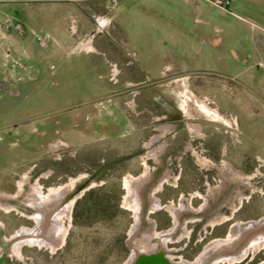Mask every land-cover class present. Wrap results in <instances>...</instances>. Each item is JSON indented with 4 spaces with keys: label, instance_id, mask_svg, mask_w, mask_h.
<instances>
[{
    "label": "rangeland",
    "instance_id": "obj_1",
    "mask_svg": "<svg viewBox=\"0 0 264 264\" xmlns=\"http://www.w3.org/2000/svg\"><path fill=\"white\" fill-rule=\"evenodd\" d=\"M188 24L194 28V17ZM2 31L1 264H124L132 253L135 200L128 203L127 195L133 193L141 201L136 235H168L149 252H170L173 262L195 260L211 242L226 238L234 223L264 218L263 41L254 44L260 59L249 78L172 71L130 79L120 65L93 63L9 74L20 66L6 63L10 45L3 43ZM80 55L73 51L70 57ZM185 83L195 101L185 94ZM100 170L108 185L122 189L120 211L109 220L97 217L91 226L74 224L77 198L106 182ZM65 185L69 191L61 203L73 204L64 241L55 249L25 244L19 260L18 231L38 225L29 200L34 188L47 192ZM242 231L234 247L214 250L202 264H264V245L231 262L222 258L238 254L251 236L264 232V223ZM68 240L69 247L61 249Z\"/></svg>",
    "mask_w": 264,
    "mask_h": 264
},
{
    "label": "crops",
    "instance_id": "obj_2",
    "mask_svg": "<svg viewBox=\"0 0 264 264\" xmlns=\"http://www.w3.org/2000/svg\"><path fill=\"white\" fill-rule=\"evenodd\" d=\"M0 20L3 43L22 63L9 74L93 63L120 65L130 79L172 71L249 78L260 59L254 44L264 42V0H231L229 9L208 0H0Z\"/></svg>",
    "mask_w": 264,
    "mask_h": 264
},
{
    "label": "bare ground",
    "instance_id": "obj_3",
    "mask_svg": "<svg viewBox=\"0 0 264 264\" xmlns=\"http://www.w3.org/2000/svg\"><path fill=\"white\" fill-rule=\"evenodd\" d=\"M184 88L185 94L189 96V99L194 100L186 83L184 84ZM68 188V185L56 186L51 187L47 192H44L39 186H36L34 188V195L32 194L33 196H30L29 200L30 202H32L36 209V212L34 213L33 217L34 219H37L38 225L36 227L23 226L18 231L17 237H15L14 241V252L17 253V257L19 260L22 258L21 248L25 244L38 245L49 248L51 247L55 249L64 241L67 230L64 224V220L70 216L73 204V200L69 201L66 204L61 203ZM133 194L127 195L128 203L131 202V200H135L134 202H132V206L135 212V220L130 231L131 237L129 239V243L132 248V253L124 264H129L131 261H133V258L137 254H139V252H149L157 248V246H160V244L165 243L167 239L169 240L170 238L168 235L167 237H164L165 233H159L155 231L146 232L145 234L143 233L142 236L136 235V231L138 230L140 224L138 207L141 201L139 202V200L137 199L138 196L136 195L137 197L135 198ZM154 199L156 198L154 197ZM0 206H2L1 199ZM239 222L233 224V226L231 227L232 231L230 230V233L226 238L217 239L211 242L204 248L203 252L195 260H188L182 258L181 260L175 261L174 264H202L212 254L214 250L229 246L234 247L236 242L240 239V236H242L241 231L243 227L248 229L253 226L261 225L264 223V218H262L261 220H249V222L242 221L244 226ZM246 229H244L242 232L245 233ZM263 234L264 232H258V234H254L253 236H251L246 245L238 254H230L227 256H222V258H227L228 261L231 262L233 260L240 259L244 255H246L250 248H254L255 250L261 245H264ZM157 236H159L160 238L157 239ZM167 255L172 259V253L167 252Z\"/></svg>",
    "mask_w": 264,
    "mask_h": 264
},
{
    "label": "trees",
    "instance_id": "obj_4",
    "mask_svg": "<svg viewBox=\"0 0 264 264\" xmlns=\"http://www.w3.org/2000/svg\"><path fill=\"white\" fill-rule=\"evenodd\" d=\"M103 172V173H101ZM99 178H104L105 183L93 186L77 198L73 209L74 224H81L82 226H91L97 217H102L108 220L112 217L114 211H120V194L122 192L118 183L112 185L107 184V177L104 170H100ZM115 193V197L112 194ZM106 219V220H107ZM123 252L128 251L123 238L120 240ZM69 247V240L61 249Z\"/></svg>",
    "mask_w": 264,
    "mask_h": 264
},
{
    "label": "built area",
    "instance_id": "obj_5",
    "mask_svg": "<svg viewBox=\"0 0 264 264\" xmlns=\"http://www.w3.org/2000/svg\"><path fill=\"white\" fill-rule=\"evenodd\" d=\"M210 1L212 4L218 5L224 9H229V6L231 4V0H208ZM4 24L1 25L0 24V31L4 28ZM16 28L18 29H22V25L20 23H16ZM37 40L42 43L45 44L48 40H49V36L48 35H41L38 34L37 35ZM4 58L6 63H11L12 65H16V66H22V63H20L18 60L14 59V57L12 56V51L11 48L9 46H7L4 49Z\"/></svg>",
    "mask_w": 264,
    "mask_h": 264
},
{
    "label": "water",
    "instance_id": "obj_6",
    "mask_svg": "<svg viewBox=\"0 0 264 264\" xmlns=\"http://www.w3.org/2000/svg\"><path fill=\"white\" fill-rule=\"evenodd\" d=\"M132 264H174V262L164 250L160 249L153 252L139 253Z\"/></svg>",
    "mask_w": 264,
    "mask_h": 264
},
{
    "label": "flooded vegetation",
    "instance_id": "obj_7",
    "mask_svg": "<svg viewBox=\"0 0 264 264\" xmlns=\"http://www.w3.org/2000/svg\"><path fill=\"white\" fill-rule=\"evenodd\" d=\"M2 233V231H1ZM0 237H1V234H0ZM4 262V257H0V264Z\"/></svg>",
    "mask_w": 264,
    "mask_h": 264
}]
</instances>
